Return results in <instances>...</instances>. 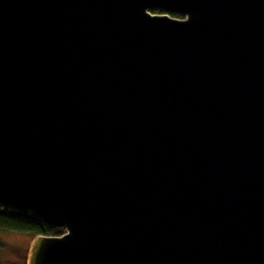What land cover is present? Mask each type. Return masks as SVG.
Segmentation results:
<instances>
[{"label":"water","instance_id":"1","mask_svg":"<svg viewBox=\"0 0 264 264\" xmlns=\"http://www.w3.org/2000/svg\"><path fill=\"white\" fill-rule=\"evenodd\" d=\"M0 208L27 264H264V0H0Z\"/></svg>","mask_w":264,"mask_h":264},{"label":"rangeland","instance_id":"2","mask_svg":"<svg viewBox=\"0 0 264 264\" xmlns=\"http://www.w3.org/2000/svg\"><path fill=\"white\" fill-rule=\"evenodd\" d=\"M33 237L29 233L0 230V241L6 244L0 250V264H27Z\"/></svg>","mask_w":264,"mask_h":264},{"label":"trees","instance_id":"3","mask_svg":"<svg viewBox=\"0 0 264 264\" xmlns=\"http://www.w3.org/2000/svg\"><path fill=\"white\" fill-rule=\"evenodd\" d=\"M158 13L159 11H153ZM175 17H180L178 15H174ZM0 230L1 231H16L22 233H29L33 236L37 234L44 235H61L64 230L59 228H54L49 225L35 222L33 220H28L22 217H18L7 212H4L0 208ZM6 244L0 241V250L1 248H5Z\"/></svg>","mask_w":264,"mask_h":264}]
</instances>
